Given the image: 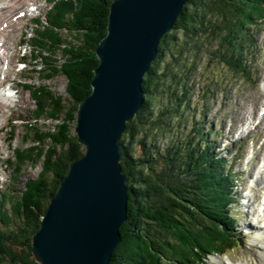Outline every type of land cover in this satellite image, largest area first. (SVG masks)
Here are the masks:
<instances>
[{
  "label": "trees",
  "instance_id": "1",
  "mask_svg": "<svg viewBox=\"0 0 264 264\" xmlns=\"http://www.w3.org/2000/svg\"><path fill=\"white\" fill-rule=\"evenodd\" d=\"M51 1L48 21L35 20L30 67L42 79L66 76L68 96L43 82L24 84L35 104L34 122L26 123L29 134L24 139L31 132L33 145L16 149L15 171L21 173L28 163H40L41 170L26 179L21 195L0 192V264H41L32 252L33 235L60 178L85 153L70 120H76L80 102L92 91L99 63L96 48L107 34L113 0ZM263 25L264 0H187L161 38L143 76L144 104L120 139L128 219L120 227L121 239L109 264H205L211 255L223 256L224 249L241 242L233 212L240 177L223 154L226 149L216 151L203 122L194 126L188 93L196 81L185 52L194 53L197 61L206 49L210 59L257 83L262 46L256 36ZM42 120L55 124L40 128ZM190 122L198 138L195 144L178 134ZM170 131L176 136L170 145L158 144V133Z\"/></svg>",
  "mask_w": 264,
  "mask_h": 264
},
{
  "label": "water",
  "instance_id": "2",
  "mask_svg": "<svg viewBox=\"0 0 264 264\" xmlns=\"http://www.w3.org/2000/svg\"><path fill=\"white\" fill-rule=\"evenodd\" d=\"M187 0H113L96 48L92 91L75 127L85 153L71 161L50 198L32 252L41 264H109L128 219L123 171L126 124L145 101L143 76Z\"/></svg>",
  "mask_w": 264,
  "mask_h": 264
},
{
  "label": "rangeland",
  "instance_id": "3",
  "mask_svg": "<svg viewBox=\"0 0 264 264\" xmlns=\"http://www.w3.org/2000/svg\"><path fill=\"white\" fill-rule=\"evenodd\" d=\"M51 2V0H31L26 2L24 7L18 6L7 17L11 25L3 32L5 45L1 51L4 60H0V80L5 81V84L0 87V92L7 90L13 93V97L11 103L0 106V127L3 128L0 130V192L21 195L20 191L24 190L26 179H34L41 170L40 163L36 165L28 163L23 166L21 173L15 171L16 149L33 145L31 132L27 142L24 137L29 134L26 123L34 122L35 104L27 87L23 86V81L26 79L28 84L43 82L55 93L68 96L66 76L60 74L52 79H42L31 67L26 69L24 64L18 63L21 60L25 62L32 60L33 47L30 37L35 35L38 28L34 18L40 17L45 23ZM21 8H24L25 13L19 17V21H16L15 16ZM12 19L16 22H12ZM256 38L262 46L257 59L259 63L256 65L257 77L260 79L257 83L246 81L244 76L234 75L219 59H210L206 49L201 50L196 58L197 61L194 53L185 52L188 57L187 68L194 67L192 76L196 81V86L188 93L192 104L190 115L194 114L191 118L196 122L194 126L204 124L205 131L212 132L211 139L214 140L215 149L225 148L223 154L228 156L240 172L239 194L241 195L245 190L242 197L245 194L252 196L250 197L252 201L248 202L247 196L243 197L234 208L238 218L234 228L237 234L242 233V241L236 242L232 249H224L221 252L223 257L211 255L205 264L252 262L262 245L260 241H256L255 233L244 232L245 229L253 231L251 225L256 222L261 203L264 201V25ZM240 77L243 79H238ZM85 82L87 83V80ZM205 99L208 102H205ZM54 124V121L42 120L38 126L53 128ZM76 124L77 120H70L75 133ZM192 124L190 122L184 131L178 133L185 143L195 144L198 141V138L193 137ZM172 133V131L165 134L158 133L157 140L160 142L158 144L163 147L167 143L170 145L171 136H175ZM236 156L241 159L236 161ZM8 204L11 206L13 202L9 199ZM248 210L250 212H247Z\"/></svg>",
  "mask_w": 264,
  "mask_h": 264
},
{
  "label": "bare ground",
  "instance_id": "4",
  "mask_svg": "<svg viewBox=\"0 0 264 264\" xmlns=\"http://www.w3.org/2000/svg\"><path fill=\"white\" fill-rule=\"evenodd\" d=\"M31 0H0V47H4L5 45V40L3 39L4 35L3 32L11 25L9 20H7V17L13 12L14 9H16L18 6L21 7V5L24 7L26 2H29ZM24 8L19 9L18 13L19 14ZM24 11V10H23ZM16 21H19V16H15ZM21 19V18H20ZM12 22L14 19L11 20ZM4 59H1V61ZM6 77L3 76V79ZM6 80V79H5ZM5 84V81L0 80V87H2ZM12 86V84H11ZM6 106L7 102L5 98L0 95V106ZM3 129L0 127V130ZM29 130V129H28ZM4 140V139H2ZM4 142V141H3ZM0 164H1V159H0ZM255 196V195H254ZM251 200V199H250ZM257 217V216H256ZM251 225V224H249ZM255 231H256V241H260L262 245L260 246L259 251H257V254L255 255V258L252 259V262H245V263H239V264H264V219L262 218L261 220L259 219L256 224L251 225ZM259 257V258H258Z\"/></svg>",
  "mask_w": 264,
  "mask_h": 264
}]
</instances>
